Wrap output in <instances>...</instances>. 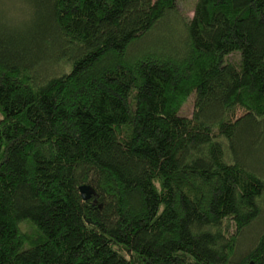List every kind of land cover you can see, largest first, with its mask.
Returning a JSON list of instances; mask_svg holds the SVG:
<instances>
[{
	"label": "trees",
	"instance_id": "trees-1",
	"mask_svg": "<svg viewBox=\"0 0 264 264\" xmlns=\"http://www.w3.org/2000/svg\"><path fill=\"white\" fill-rule=\"evenodd\" d=\"M28 1L51 37L0 46V264H264V0ZM171 14L183 52L130 55Z\"/></svg>",
	"mask_w": 264,
	"mask_h": 264
},
{
	"label": "rangeland",
	"instance_id": "rangeland-1",
	"mask_svg": "<svg viewBox=\"0 0 264 264\" xmlns=\"http://www.w3.org/2000/svg\"><path fill=\"white\" fill-rule=\"evenodd\" d=\"M196 0H179L176 13L185 20L191 19ZM48 10L37 2L28 0H0V46L17 52H34L43 49L44 38L51 37L46 19ZM183 33L180 20L173 14L164 18L150 34L135 44L130 55L134 58L140 54L156 53L167 55V52H183ZM174 55V54H172ZM194 95H191L180 109V115L191 118ZM256 166H260L256 165ZM260 227L251 230L240 244L244 249L254 240V233ZM256 231V232H255Z\"/></svg>",
	"mask_w": 264,
	"mask_h": 264
},
{
	"label": "water",
	"instance_id": "water-1",
	"mask_svg": "<svg viewBox=\"0 0 264 264\" xmlns=\"http://www.w3.org/2000/svg\"><path fill=\"white\" fill-rule=\"evenodd\" d=\"M79 193L83 200H88L94 195V190L88 186H81L79 188Z\"/></svg>",
	"mask_w": 264,
	"mask_h": 264
}]
</instances>
